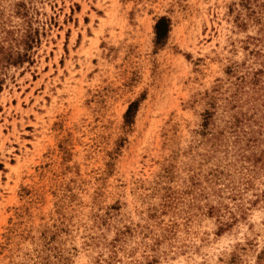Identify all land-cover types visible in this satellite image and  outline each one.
<instances>
[{
  "label": "rangeland",
  "instance_id": "rangeland-1",
  "mask_svg": "<svg viewBox=\"0 0 264 264\" xmlns=\"http://www.w3.org/2000/svg\"><path fill=\"white\" fill-rule=\"evenodd\" d=\"M0 85V264H264V0H0Z\"/></svg>",
  "mask_w": 264,
  "mask_h": 264
},
{
  "label": "trees",
  "instance_id": "trees-1",
  "mask_svg": "<svg viewBox=\"0 0 264 264\" xmlns=\"http://www.w3.org/2000/svg\"><path fill=\"white\" fill-rule=\"evenodd\" d=\"M31 26L26 30V33L23 34L20 38L16 37V43L15 45H10L7 48L5 46L1 47V51H3V53L5 54L4 58H6L4 61L6 63V65H22L24 64V62L29 61L31 58V49L33 47V42L36 39L35 35L31 32ZM170 30V23H169V19L165 16L161 17L157 24H156V41L157 43H161L163 42V40L168 36V32ZM20 44H24L23 50H21L19 48ZM18 45V46H17ZM2 60V59H1ZM260 73V71H257L253 74V76L248 80V76H242L241 84L246 83L247 81H250L252 83H256L257 81L260 80V78L257 76ZM1 88V85H0ZM264 106V104H263ZM134 108V105L132 104L127 113H126V118L127 121L129 120V117L131 116V112ZM256 112H261L264 113V108H259L258 111ZM213 117V113L210 111H207L205 116H204V126H209L210 125V118ZM231 127L234 128V131H239L240 128L242 127L239 123L237 122H233L230 125ZM238 134V139L241 138L240 133ZM249 148H244V151L247 150ZM243 156H246L247 159L253 158L254 163L256 164V162L262 160L263 161V165H264V150L260 153H255V154H243Z\"/></svg>",
  "mask_w": 264,
  "mask_h": 264
}]
</instances>
